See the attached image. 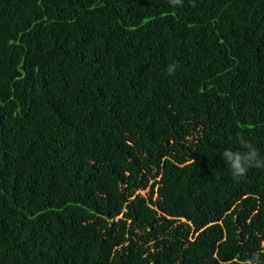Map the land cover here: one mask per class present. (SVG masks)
Listing matches in <instances>:
<instances>
[{
  "label": "trees",
  "instance_id": "trees-1",
  "mask_svg": "<svg viewBox=\"0 0 264 264\" xmlns=\"http://www.w3.org/2000/svg\"><path fill=\"white\" fill-rule=\"evenodd\" d=\"M238 134L264 157V0H0V264H264Z\"/></svg>",
  "mask_w": 264,
  "mask_h": 264
},
{
  "label": "clouds",
  "instance_id": "clouds-1",
  "mask_svg": "<svg viewBox=\"0 0 264 264\" xmlns=\"http://www.w3.org/2000/svg\"><path fill=\"white\" fill-rule=\"evenodd\" d=\"M168 4L175 8L183 5V0H168ZM176 70L175 64H169L166 68V72L169 75L174 74ZM239 150H233L226 148L221 152L222 159L227 163L230 169L232 178L239 182L245 178L249 169H264V157H262L256 147L244 138L242 134H238L236 137ZM245 264H261L259 256H253V258L245 261Z\"/></svg>",
  "mask_w": 264,
  "mask_h": 264
}]
</instances>
